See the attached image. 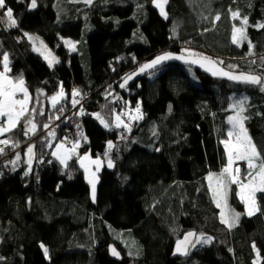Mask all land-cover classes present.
I'll use <instances>...</instances> for the list:
<instances>
[{
	"label": "trees",
	"instance_id": "trees-1",
	"mask_svg": "<svg viewBox=\"0 0 264 264\" xmlns=\"http://www.w3.org/2000/svg\"><path fill=\"white\" fill-rule=\"evenodd\" d=\"M76 1L36 0L31 9V0H5L15 26L0 9V58L8 56L11 77L24 80L34 104L39 95L47 102L33 118L38 135L25 137L22 123L5 135L8 144L0 143V264H256L257 258L264 264V192L253 216L231 193L241 219L230 228L208 183L228 164L223 142L235 100H243L245 127L264 156V0H171L166 17L155 0H98L92 7ZM234 12L247 20L240 45L232 41ZM28 34L53 49L58 66L33 51ZM67 38L85 46L72 53ZM192 48L262 84L238 86L171 65L120 91L138 63ZM74 87L90 101L77 100ZM61 91L67 97L52 109L49 97ZM140 105L141 120L125 117ZM117 116L125 124L117 126ZM65 130L73 132L74 146L84 141L63 166L50 146L65 140ZM28 144L33 165L11 162L18 147L25 157ZM88 152L105 162L95 200L77 165ZM48 153L51 163L43 166ZM194 231L212 244L173 259L175 243ZM113 244L123 255L119 263L109 257Z\"/></svg>",
	"mask_w": 264,
	"mask_h": 264
},
{
	"label": "rangeland",
	"instance_id": "rangeland-1",
	"mask_svg": "<svg viewBox=\"0 0 264 264\" xmlns=\"http://www.w3.org/2000/svg\"><path fill=\"white\" fill-rule=\"evenodd\" d=\"M97 1L98 0H91V3H86L85 0H78L76 2L78 4L82 3L81 4L82 6L85 4L87 6H91L92 7ZM35 8L31 7V9H35ZM164 10H165V8H164ZM231 19L233 20V22H235V25L233 26V30H232V41H233V35L235 34L237 36V42H234V41L233 42H234L235 45H240V43L242 42L243 37H245V35H246V24H244L243 23L244 20H241L239 17H235L234 18L233 15H231ZM237 28L242 29L243 36H241L239 33H236V29ZM30 37H31V39H30ZM27 38H28V40L30 41V43L32 45L33 51L36 54H38L39 56H41L44 59V61L49 65L50 68H55L56 66H58V64L60 63V59L57 56V54L53 51V49L47 43H45L39 37H36L34 35H31V34H28ZM63 42H64V45L66 46V48L68 50H70L72 53H77L78 51H81V49L85 46V43H86V42L84 43V42H81V41L76 42V41H74L71 38L63 39ZM181 52L183 54L190 55V56H200V55L197 54L196 50L193 49V48H192V50L191 49H188V50H183L182 49ZM45 57H48V58L46 59ZM53 57L55 58L54 60H53ZM49 61H52L51 65L49 64ZM141 63H138L137 67ZM145 64L146 63H144V65ZM165 68H167V67H165ZM187 69H191V70L195 71L192 68H187ZM160 71L161 70H159L157 72H154L151 75L154 74V76H155ZM0 72L5 73V75L8 77V79L12 80L14 83L16 82V80H14V78L11 77V75H10V61H9V58H8V70L7 71L5 70V68H4V60H2L1 63H0ZM196 73H198V72H196ZM151 75H149V76H151ZM193 82H195L196 84L199 83L197 77L193 78ZM25 87H26V85H25ZM113 88H114V86H112V84H111V89L110 90H112ZM61 93H62V95H61ZM53 97H59V99L57 100V102L55 104H53V102H52V98ZM66 97H67V94L61 91V92L57 93L56 95H53V96L49 97L48 102H49L51 108L54 109ZM15 98L16 99H24L25 97H24L22 92H17L16 95H15ZM114 100L115 101L117 100V98L115 96H114ZM240 101L241 100L233 101V103L231 105L232 114L230 115V117L237 116V114H239L241 117H244L243 116V112L245 110V106H244V104L241 105L239 103ZM45 102L46 101H44L42 95H39L38 98L35 101V104H34V100L32 98V95H31L30 91L28 90V107H27V110H26V115L20 118V121H19V123L17 124V126L15 128H13L10 131L4 132L2 135H0V141L5 140V135L17 130L22 123L24 124V127H25V137L28 138V137L33 136V135L35 137V135H38L39 131H40L39 127L36 128L34 132L33 131H29V129L31 128V124H29L28 121L31 120L34 123L33 118H34L35 114L38 113V112H41V110H44V108L46 107V104H47V102L46 103ZM241 107L243 108L242 112L240 110ZM136 109H134V110L128 109L127 112H124L125 117H127L131 121H133V120H141L143 118L141 105L139 106V109H140L139 113H137ZM43 112L44 111H42V113ZM27 115H29V119H26V121L23 122V120L25 119V117ZM137 116H139L140 118L137 119L136 118ZM55 117H57L56 114H55ZM117 117H119V121H117ZM117 117H116L117 126H122L123 124H125V120L123 119V116L122 117L121 116H117ZM227 122H228V126H229L227 140L230 141L231 143L235 144L236 143V133L238 132V129L237 128H233V125L229 123V118H228ZM243 124H244V128L246 129L244 120H243ZM56 125L57 124L53 123L52 125L47 127L45 133L48 134V136L50 134H51V136H53L55 131H56ZM0 126L7 127V117L0 118ZM229 132H232L233 135L229 136ZM247 135L249 137H251L249 135L248 130H247ZM83 141H84V139H78L76 141V143H75L76 147L74 148V150L71 151V150L65 149L63 147V145H62V142L55 143L54 139H52L53 143L51 144L50 147L52 148L53 146H55V148L53 149V152H52V156L54 155V157L60 162L61 165L66 166L70 161H72L78 155L79 148L82 146V142ZM85 142H87L86 139H85ZM252 142H253V140H252ZM29 145L30 144H28V146ZM223 146H224V149H225V151L227 153V150L225 148L224 142H223ZM30 148H31V152H29ZM23 150H24L23 147L22 148L18 147V149L16 150L17 154L13 153V154H15V156L11 159V162H14V163L17 162V161L18 162H22V160H23L22 157L24 156V154H22V152H24ZM33 151H34V147L33 146H29V148L25 151L26 158L28 159V162L31 163V164H32V162H34V152ZM2 160L3 159H0V164L3 163ZM62 160L64 161L63 163L61 162ZM227 160H228V155H227ZM109 162H111L112 167H109V166L108 167L110 169H112L113 168V163H112V161L110 159V156H107V164L108 165H109ZM254 162L257 165L259 164L258 160L254 161ZM242 164H245V166L242 167ZM227 167H228V164H227V166L225 168H227ZM237 168L240 169V172L238 174L239 175V180L241 182L245 183V184H247L252 178L250 176H248L247 174L244 176V174L248 173L249 171L255 172V171L258 170V168L255 169V170L249 169L248 165H247V161H245V160H234L233 161V164H232V174L233 175H236L235 169H237ZM209 177H208V183H209L211 192H212V194L214 196L215 202H216V204H217L218 200L220 202V207L219 208H220V210L222 212V219L223 220H225V219L228 220V223L227 224L225 223L226 225H228V227H230L229 224H231L230 228L237 227L239 225V222H240V219H241V215H240V212L235 207H233L231 205V202H230L231 193H232V196L235 195L237 201L241 205H243L245 211L248 214L249 206H250V203L246 199L248 190L245 189L244 193L242 194L241 193L240 184L239 183H232L231 180H230L229 174L228 173H224V171L222 173H220V174L211 175V177H212L211 180H209ZM221 185H223V187H221ZM258 193H261V192L260 191H256L255 192V206H254L253 214H251V216L256 214L257 205H258V201H257V194ZM242 195L245 196V199L241 198ZM237 214H239L238 217H237ZM117 237H118V241L122 245H124L125 244L124 242H126V239H125L126 235L121 233ZM211 244H212V239L205 238V237H200L198 239V241H197V243H196L194 248H195V250L196 249H201V248L209 246ZM125 248H127V246ZM260 263H261V259L257 258L256 259V264H260Z\"/></svg>",
	"mask_w": 264,
	"mask_h": 264
},
{
	"label": "snow or ice",
	"instance_id": "snow-or-ice-1",
	"mask_svg": "<svg viewBox=\"0 0 264 264\" xmlns=\"http://www.w3.org/2000/svg\"><path fill=\"white\" fill-rule=\"evenodd\" d=\"M86 3H91V0H85ZM168 0H156V6L160 9V12L162 15H165L166 13L164 11V5L167 4ZM37 6L36 0H31V7L35 8ZM0 9L5 10V15L8 18V20L11 22L13 26H15L16 21L13 18V10L10 7L6 6L5 0H0ZM239 13L234 12L233 17H238ZM216 19H219V16L216 17ZM244 24H247V20L244 19ZM261 27H264V25H261ZM236 33H239L241 36H243V31L240 28L236 29ZM31 39V37H30ZM233 41L237 42V36L233 35ZM46 59L48 57H45ZM180 57H172V56H160L156 60L152 62L150 65H146L145 67H155L156 64L161 63L165 59H179ZM55 58L53 57V60ZM4 68L7 71L8 70V56L4 55ZM58 62V61H57ZM187 62V61H186ZM194 62V61H193ZM52 61H49V64L51 65ZM214 75L216 73H213ZM225 76H228L229 79L233 80H241L246 83H253V84H260L261 80L259 77L251 76V75H241V76H232L229 73H222ZM123 86V85H122ZM264 90V88H262ZM17 92H22L24 95V99H16L15 95ZM78 93H74V95H77ZM62 95V93H61ZM59 97H53L52 102L55 104ZM75 104L76 101H73ZM241 105L243 104V100L239 102ZM28 107V90L24 85V80L22 78H19L15 83L8 79V77L5 75V73L0 72V118L7 117V127L0 126V135H2L4 132L10 131L13 128L17 126V124L20 121V118L26 115V110ZM241 112L243 111V108L241 107ZM137 113L140 112L139 107L136 109ZM97 118L101 120V123H105L104 120L97 114ZM137 119L140 117L137 116ZM246 119V117H241L239 114L234 117H229V123L233 125V128H237L238 132L236 133V143L233 144L228 140L224 141L225 148L227 150L228 155V167L225 168L223 171L224 173H228L230 176V180L232 183H239L241 188V193L243 194L245 189L248 190L247 193V201L250 203L248 214H253L254 206H255V192L260 191L264 192V156L261 155V151H259L256 147V145L252 142L251 137L247 135V130L244 128L243 120ZM117 121H119V117H117ZM29 124H31V128L29 131H35L36 125L29 120ZM107 127V124H105ZM127 127V125H125ZM233 133L229 132V136H232ZM2 144H8V140L0 141ZM76 146H74L75 148ZM109 149H111L113 146L111 144L108 145ZM74 150V149H73ZM3 152V149L0 148V153ZM29 152H31V148L29 149ZM88 159L87 156L82 158L81 163H83V160ZM234 160H245L247 161V165L249 169H257V171H249L247 173L248 176H250L252 179L247 183H243L239 180V172L240 169H235L236 175L232 174V164ZM259 160V164L257 165L254 161ZM64 162L63 160L61 161ZM93 163L99 165L100 161H93ZM109 167H112L111 162H109ZM87 170V169H86ZM212 177H209V180H211ZM92 184V195L93 199L95 198V182L90 180L89 181ZM223 187V185H221ZM242 199H245V196H241ZM217 206L220 207L219 200L217 201ZM239 214H237L238 217ZM224 223H228V220H223ZM231 227V224H229ZM189 236L195 235L194 233H189ZM187 240V237L185 238ZM184 241L181 242L183 244ZM43 247V245H41ZM45 253H47V249L45 248ZM178 252H183V254L187 255V252L182 250L180 245L177 246ZM113 254H117L115 250H113Z\"/></svg>",
	"mask_w": 264,
	"mask_h": 264
},
{
	"label": "water",
	"instance_id": "water-1",
	"mask_svg": "<svg viewBox=\"0 0 264 264\" xmlns=\"http://www.w3.org/2000/svg\"><path fill=\"white\" fill-rule=\"evenodd\" d=\"M156 1V0H155ZM170 1L168 0L167 4L164 5V8H168L170 6ZM160 56H172V57H180L179 59H165L161 63L156 64L155 67H145L146 65L152 64L154 60H156ZM187 61V62H186ZM194 61V62H193ZM171 65H178L184 68H192L196 72L204 74L208 77H210L213 80L216 81H226L234 85L238 86H252V87H258L262 84V79L259 76L261 83L260 84H253V83H246L241 80H233L229 79L228 76L223 75L222 73H229L232 76H241V75H250L247 73H234L231 71L226 70L224 67L219 65L214 59L209 58L207 56H190L183 54L180 49L171 50L163 52L157 56L154 57V59H151L148 63H146L142 68L137 70L135 73L130 74L120 85V91L124 92L128 90L131 86H133L135 83L139 82L141 79L148 77L154 72H157L159 70H162L165 67L171 66ZM213 73H216L215 75ZM255 76V75H251ZM123 85V86H122ZM87 156L88 159L83 160V163H81L82 158ZM100 161L99 165L93 163V161ZM78 167L81 169V171L84 174V179L87 185L90 187V193L93 199L92 195V184L89 182L90 180L95 182V198L97 196L98 189L101 184V174L105 168V162L102 159L94 158L90 152L82 155L80 159L77 162ZM87 169V170H86ZM95 198L93 200H95ZM189 233H194L195 235L189 236ZM186 233L181 239H179L175 245L174 250L172 254L173 259H187L190 256L191 251L195 247L197 243L198 233L197 232H189ZM187 237V240L185 238ZM184 241L183 244L181 242ZM180 245L181 249L187 252V255L183 254V252L177 251V246ZM113 250L117 254H113ZM109 254L112 261L119 263L123 260L122 253L114 246H110L109 248Z\"/></svg>",
	"mask_w": 264,
	"mask_h": 264
},
{
	"label": "built area",
	"instance_id": "built-area-1",
	"mask_svg": "<svg viewBox=\"0 0 264 264\" xmlns=\"http://www.w3.org/2000/svg\"><path fill=\"white\" fill-rule=\"evenodd\" d=\"M73 89H74L73 93H78L77 95H75V98L77 100L81 101L82 103H88L90 101L89 100L90 99L89 96H87L86 94L82 93L81 90L78 87H74ZM108 89H111V85L108 86ZM55 114L57 115V117L61 116V112L60 111H55ZM64 135H65V140L62 141V145H63V147L65 149L72 151L74 149V145L72 143L73 132L70 131V130H65L64 131ZM50 163H51V155L48 153L43 158L42 164H43V166H49Z\"/></svg>",
	"mask_w": 264,
	"mask_h": 264
},
{
	"label": "bare ground",
	"instance_id": "bare-ground-1",
	"mask_svg": "<svg viewBox=\"0 0 264 264\" xmlns=\"http://www.w3.org/2000/svg\"><path fill=\"white\" fill-rule=\"evenodd\" d=\"M151 59H154V58H151ZM2 61V59L0 58V62ZM149 62V61H148ZM148 62H146V63H148ZM144 66V63L142 62L138 67H137V70H139L140 68H142ZM22 159L25 161V160H27V158H25V157H22ZM197 241H198V238H197ZM117 249H118V247L115 245V244H113ZM112 246V245H111ZM110 248V247H109ZM119 250V249H118ZM108 253H109V251H108ZM123 256V255H122ZM109 257H110V254H109ZM112 260V259H111Z\"/></svg>",
	"mask_w": 264,
	"mask_h": 264
},
{
	"label": "crops",
	"instance_id": "crops-1",
	"mask_svg": "<svg viewBox=\"0 0 264 264\" xmlns=\"http://www.w3.org/2000/svg\"><path fill=\"white\" fill-rule=\"evenodd\" d=\"M36 128H38V126H36ZM54 156V155H53ZM25 158H26V155H25ZM28 161H25V164L27 163ZM33 163V162H32ZM27 164H29L30 166H32L33 164H31V163H27ZM259 212V205H257V210H256V214ZM249 215V214H248ZM249 216H251V215H249Z\"/></svg>",
	"mask_w": 264,
	"mask_h": 264
}]
</instances>
